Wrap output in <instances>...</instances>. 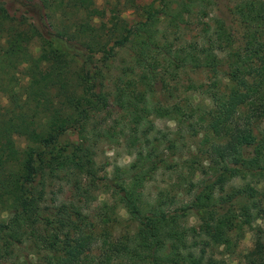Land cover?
<instances>
[{
  "label": "trees",
  "instance_id": "trees-1",
  "mask_svg": "<svg viewBox=\"0 0 264 264\" xmlns=\"http://www.w3.org/2000/svg\"><path fill=\"white\" fill-rule=\"evenodd\" d=\"M8 1L0 264H264V0L132 2L131 24L110 0ZM103 142L130 163L97 174Z\"/></svg>",
  "mask_w": 264,
  "mask_h": 264
},
{
  "label": "rangeland",
  "instance_id": "rangeland-1",
  "mask_svg": "<svg viewBox=\"0 0 264 264\" xmlns=\"http://www.w3.org/2000/svg\"><path fill=\"white\" fill-rule=\"evenodd\" d=\"M111 3L107 6L111 8L110 12L108 13L107 19L113 18L115 15L120 16L121 18L127 20L129 24L135 22L140 17V14L138 11H136L132 6L131 3L135 2L137 4H146L149 3L152 0H110ZM9 1L7 0V3ZM91 4V3H90ZM104 4V0H94L92 5H97L98 7H101ZM11 8H13V5L9 2L8 3ZM222 5V4H221ZM29 49L33 54L38 53L39 51V42L38 40L34 39L29 45ZM127 55L126 51H123L119 54V57H125ZM115 64L117 61L114 62ZM196 78L198 80L204 79L203 75L194 74L192 72H187V74L182 76V81L186 82L188 78ZM195 102H200L201 100L205 105L209 104V99L205 95H199L194 94L193 95ZM156 124L158 127L162 129L166 128H172L174 126L173 120L165 119V118H157ZM261 127L264 129V122L262 123ZM33 127H29L28 131L31 130ZM67 139L69 140H75V134L74 132H68ZM17 145L20 148H23L26 144V140L24 136H19L16 138ZM182 156H187V151L184 152L181 151ZM133 156L131 154H128L125 149L120 145L112 144L110 142H103L99 144L98 146V154L96 156L97 160V174H101L103 171V168H107V170L111 169L113 164H119V165H127L132 160ZM49 190L53 191V194H55L56 197L60 196L64 191V186L62 187V184L59 182H56L52 184V186H48ZM51 194V195H53ZM93 194L95 195V199H93L92 206H97L100 204L101 201L107 200L108 202H113L114 205H117L119 208V215L121 216V223L127 224V214L125 210L118 204L116 201H113L110 199L106 193L102 189V187L96 189L93 191ZM252 245V238L251 234L249 232H246L243 240L240 243V249H248ZM237 258L235 256L231 257L230 264H237Z\"/></svg>",
  "mask_w": 264,
  "mask_h": 264
}]
</instances>
